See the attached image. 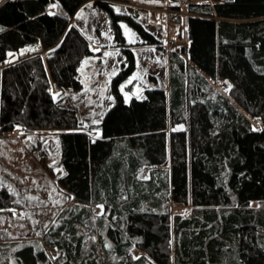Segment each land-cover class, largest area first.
<instances>
[{
  "label": "trees",
  "instance_id": "1",
  "mask_svg": "<svg viewBox=\"0 0 264 264\" xmlns=\"http://www.w3.org/2000/svg\"><path fill=\"white\" fill-rule=\"evenodd\" d=\"M87 1L0 0V63L30 46L45 51L2 69L0 133L58 131V181L77 201L44 238L64 257L26 243L15 250L20 263L264 264V0H188L189 41L171 53L169 90L146 87L126 101L120 86L136 59L123 47L129 63L113 80L115 105L91 128L54 93L83 88L79 67L94 51L69 18ZM105 7L120 45L122 20L156 40L132 15ZM214 79L231 83L228 94L209 90ZM13 203L0 189V208ZM88 223L103 253L128 260L87 253L80 229Z\"/></svg>",
  "mask_w": 264,
  "mask_h": 264
},
{
  "label": "rangeland",
  "instance_id": "2",
  "mask_svg": "<svg viewBox=\"0 0 264 264\" xmlns=\"http://www.w3.org/2000/svg\"><path fill=\"white\" fill-rule=\"evenodd\" d=\"M194 2H214V0H192ZM188 0H89L81 5L69 18L74 25L87 37L94 54L86 56L79 67L83 88L75 90L65 88L54 90L56 99L62 104L78 111L83 125L90 127L101 122L105 113L115 105L113 80L118 73L128 65V55L123 47H130L135 53L136 69L125 79L120 90L126 101L131 98L144 97L146 87H163L169 90L171 73V53L188 44L187 16ZM110 5L119 13L130 14L150 32L155 41L142 36L137 29L127 21H121L126 44L120 45L115 36L109 10ZM52 10H56L55 5ZM35 53L44 54L39 47H28L21 52L10 53L5 63H0L1 72L7 65L18 61L21 57ZM188 62V59H186ZM209 90L216 93L229 92L231 83L226 80H211ZM256 125L259 122L256 120ZM176 128H184L183 124ZM1 130V126H0ZM92 135H98V130H92ZM60 145L58 131L39 130L26 131L17 127L15 132L6 136L0 133V189H7L17 198L8 207L0 208V264H21L15 255V250L26 243L44 247L52 260L64 257V251L45 244V235L52 228L62 224L63 210L77 201L59 184ZM144 175L147 171H144ZM14 202V201H13ZM252 205L259 207L258 201ZM171 211L181 210L170 202ZM97 215L103 212L101 205H95ZM95 225L88 223L81 227L80 233L85 235L87 253L96 251L99 259L128 260L127 256L116 257L107 251L103 253L97 234L92 231ZM105 246L110 249L113 241L102 230ZM89 251V252H88ZM131 257L136 260L142 251L131 249ZM86 253V254H87ZM94 254V253H93ZM94 258V256H92ZM95 258H97L95 256ZM148 263H153L150 258ZM114 264V263H113Z\"/></svg>",
  "mask_w": 264,
  "mask_h": 264
},
{
  "label": "snow or ice",
  "instance_id": "3",
  "mask_svg": "<svg viewBox=\"0 0 264 264\" xmlns=\"http://www.w3.org/2000/svg\"><path fill=\"white\" fill-rule=\"evenodd\" d=\"M11 55V54H10Z\"/></svg>",
  "mask_w": 264,
  "mask_h": 264
}]
</instances>
